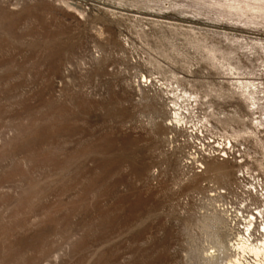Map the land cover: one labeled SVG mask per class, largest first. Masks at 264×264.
Returning a JSON list of instances; mask_svg holds the SVG:
<instances>
[{"label": "rangeland", "instance_id": "1", "mask_svg": "<svg viewBox=\"0 0 264 264\" xmlns=\"http://www.w3.org/2000/svg\"><path fill=\"white\" fill-rule=\"evenodd\" d=\"M227 201L264 220V0H0V264H208Z\"/></svg>", "mask_w": 264, "mask_h": 264}, {"label": "built area", "instance_id": "2", "mask_svg": "<svg viewBox=\"0 0 264 264\" xmlns=\"http://www.w3.org/2000/svg\"><path fill=\"white\" fill-rule=\"evenodd\" d=\"M257 190L256 194L262 192ZM241 208L242 205L235 206L229 201L216 206L217 213L226 225L231 256L239 258L240 264H264V220L260 216L261 204L255 212L248 215L241 213Z\"/></svg>", "mask_w": 264, "mask_h": 264}, {"label": "bare ground", "instance_id": "3", "mask_svg": "<svg viewBox=\"0 0 264 264\" xmlns=\"http://www.w3.org/2000/svg\"><path fill=\"white\" fill-rule=\"evenodd\" d=\"M239 249L242 250L241 247ZM206 261L208 264H240L239 258L235 259L231 256V252L227 247H224L220 243H216L215 250L209 254Z\"/></svg>", "mask_w": 264, "mask_h": 264}]
</instances>
